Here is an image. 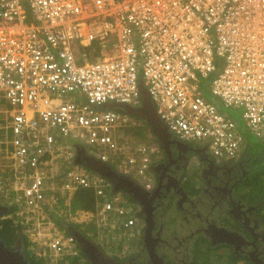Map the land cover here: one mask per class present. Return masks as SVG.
I'll return each mask as SVG.
<instances>
[{
  "label": "built area",
  "instance_id": "built-area-1",
  "mask_svg": "<svg viewBox=\"0 0 264 264\" xmlns=\"http://www.w3.org/2000/svg\"><path fill=\"white\" fill-rule=\"evenodd\" d=\"M211 74L240 119L206 96L200 75ZM142 82L172 134L241 156L246 131L264 136V0H0V206L51 264L78 253L62 217L113 250L141 235L111 179L73 163L70 138L150 182L156 148L121 138L138 123L109 106L142 107ZM80 188L94 190L93 210L73 207Z\"/></svg>",
  "mask_w": 264,
  "mask_h": 264
},
{
  "label": "flooded vegetation",
  "instance_id": "flooded-vegetation-1",
  "mask_svg": "<svg viewBox=\"0 0 264 264\" xmlns=\"http://www.w3.org/2000/svg\"><path fill=\"white\" fill-rule=\"evenodd\" d=\"M174 137L180 141L172 154L164 145L156 149L150 182L113 180L142 224L138 239L117 256L88 236L92 242H78L77 264H155L150 249L164 264H264V199H251L246 184L259 164L250 166L247 154L217 159L194 141ZM3 217L14 215L0 208ZM24 238L19 233L8 245L0 234L1 243L29 261Z\"/></svg>",
  "mask_w": 264,
  "mask_h": 264
},
{
  "label": "water",
  "instance_id": "water-1",
  "mask_svg": "<svg viewBox=\"0 0 264 264\" xmlns=\"http://www.w3.org/2000/svg\"><path fill=\"white\" fill-rule=\"evenodd\" d=\"M142 85V93H143V105L140 108H133L130 107V105H127L125 103H110V107H122L129 113L136 115L138 117H142L148 121V123L151 125L153 131L159 136V139L165 142V149L169 154H172L171 145L174 143H178L176 139L173 138L172 132L168 129V127L163 123L161 118L158 116L156 109L153 105L152 98L148 92V90L144 87L143 82ZM97 171H101L99 169H96ZM103 175L108 177L109 179H112V176H116L117 179L121 176L113 172V170H109L108 172H101ZM113 182V179L111 180ZM133 185V181L130 179ZM135 190V189H134ZM118 191L116 188H114V192ZM2 207V206H0ZM72 234L76 237L77 241L79 243L81 242H92L91 240L83 231L80 229H76L72 232ZM150 254L152 258L154 259L155 264H164L161 257L152 249H150ZM0 264H30L29 261H27L24 258V255L20 253L18 250L8 248L4 243L0 242Z\"/></svg>",
  "mask_w": 264,
  "mask_h": 264
},
{
  "label": "trees",
  "instance_id": "trees-1",
  "mask_svg": "<svg viewBox=\"0 0 264 264\" xmlns=\"http://www.w3.org/2000/svg\"><path fill=\"white\" fill-rule=\"evenodd\" d=\"M246 184H248L251 187V192H250L251 199L253 200L264 199V167H261L259 171L252 174L250 179L246 180ZM96 200L97 198L92 188H80L74 194L72 205L74 208H83V209L93 210L96 205ZM57 222L60 226H62L63 228H66V232L68 233V235L78 245V241L76 237L72 234L73 231H70V229H68V226L62 223L61 219H57ZM6 224L7 225L0 228V234L6 240L7 244L11 245L16 241V238L18 237L21 231V228H20V225L16 223L15 217L7 219ZM74 225L76 229H80L81 227L80 224H74ZM8 226L12 228L10 232H9ZM94 228L95 227L92 226V227H89L88 229L94 230ZM84 229H80V230L86 233L87 229L86 228ZM24 237H25L24 238L25 249H26L30 264L48 263L49 261L48 258L42 257L38 255L37 253L30 251L28 249V239H27L28 237L26 235H24ZM78 262H79V258L77 256L72 257L71 264H77Z\"/></svg>",
  "mask_w": 264,
  "mask_h": 264
},
{
  "label": "rangeland",
  "instance_id": "rangeland-1",
  "mask_svg": "<svg viewBox=\"0 0 264 264\" xmlns=\"http://www.w3.org/2000/svg\"><path fill=\"white\" fill-rule=\"evenodd\" d=\"M220 68H222V66ZM213 76H214V74H211L208 77H204V76L200 75L201 80H202V84H203V88H204V92H205L206 96L210 100H213L216 103H218L224 109V112H226L227 114H230L231 116L235 117L236 119H240L242 117V109H240V108H225L223 103L220 101V99L211 92V83H212ZM137 119L140 120L139 117ZM122 129H124V131L126 133H128L130 136L131 135H135L139 140H141L143 142H147L148 144L149 143L150 144H157L155 142V139H153L152 136L149 133L153 129H152L151 125L147 121L146 122L144 121L143 123H141L140 126L136 125V126H133V127H124ZM150 138H151V141H149ZM261 139L264 140V136L261 138V137H257L255 135H251L250 134L249 149L251 150V153H252L250 164L254 165V164H260L261 163L262 164L261 167H264L263 166L264 165V146H261ZM70 142L73 143V144H78L79 140L76 137H71L70 138ZM251 175H250V177H251ZM250 177L248 179H250ZM14 217H15L16 223H17V218H16V216H14ZM6 221H7V219L5 217H3L0 220V228L5 226V225H7ZM8 228H9V232H10L12 228L10 226H8ZM80 229H84V228L81 226ZM20 233L22 235H24L23 229H21ZM29 244H31V243L29 242V239H28V249L30 251L34 252L35 249H32L29 246ZM104 247L112 255H117V256L118 255H121V256L124 255V252L122 251L121 247L120 248H118V247L114 248V250L111 249L110 246L109 247L108 246H102V248H104ZM71 259L72 258H70V261H71ZM44 264H51V262L49 260L48 263H44Z\"/></svg>",
  "mask_w": 264,
  "mask_h": 264
},
{
  "label": "crops",
  "instance_id": "crops-1",
  "mask_svg": "<svg viewBox=\"0 0 264 264\" xmlns=\"http://www.w3.org/2000/svg\"><path fill=\"white\" fill-rule=\"evenodd\" d=\"M128 105V104H127ZM132 107V106H130ZM111 108H114V107H111ZM135 108V107H133ZM121 112H128L126 111L124 108L122 107H117L115 108ZM129 113V112H128ZM140 119V118H139ZM141 120V119H140ZM146 120V119H144ZM142 122V121H141ZM133 126H136V125H129L127 127H133ZM247 130V129H246ZM150 135L152 136L153 139H155V142H158L157 144H150L151 146H154L156 149L160 147V145H164V148H165V142L162 141L161 139H159V136L152 130L151 132H149ZM246 134H247V139H248V143H247V147L245 149V151L241 154H247L249 157H251L252 153H251V150L249 149V145H250V134L251 135H254L253 133H251L250 131H246ZM123 136H127V137H130V138H137L135 135H129L128 133H126L124 131V129H120V137L122 138ZM173 138L176 139V137H174V134H173ZM262 138V137H261ZM157 140V141H156ZM178 140V139H176ZM149 141H151V138L149 139ZM180 141V140H178ZM186 141V140H185ZM183 142V141H181ZM189 142V141H188ZM193 142V141H192ZM184 143V142H183ZM174 144H177V143H174ZM194 144L196 147H199L200 150L202 151H210L209 147L207 146V144L205 143H200V142H197V141H194ZM261 146H264V140L261 139ZM78 149H77V153L76 154V158L74 159L73 163L74 164H78V165H81L82 167H84L85 169L87 170H91V171H97L96 169H99L101 171H97V172H108L110 169L113 170V172H115L116 174L120 175V176H127L129 178H131L132 181H135V180H140V181H143L142 179H139V177L134 174V173H125L124 171H121L119 170V168L116 166V164H112L110 162H104V161H101L97 156L93 155L90 150H87L86 146L82 143H78L77 145ZM173 148L175 149V147H173V144L171 145V149L173 150ZM166 150V149H165ZM167 151V150H166ZM211 152V151H210ZM213 155V154H212ZM240 157V156H239ZM230 158L226 159L225 160H229ZM232 159V158H231ZM223 160V159H222ZM257 165V164H254L253 167ZM261 163L258 165L259 168H261ZM252 166V164L250 165ZM264 166V165H263ZM252 167V168H253ZM102 174V173H101ZM112 179L113 180H117V177L116 176H112ZM111 179V180H112ZM0 208H4V211L9 210L10 208L9 207H0ZM61 221L62 223L66 226H68L69 228H76L74 224H80L82 227L85 228V226L79 222H73V221H70L69 219H66L64 217L61 218ZM68 228V229H69ZM67 229V230H68ZM72 231V230H70ZM24 235H26L24 233ZM27 236V235H26ZM28 237V236H27ZM28 239V238H27Z\"/></svg>",
  "mask_w": 264,
  "mask_h": 264
},
{
  "label": "clouds",
  "instance_id": "clouds-1",
  "mask_svg": "<svg viewBox=\"0 0 264 264\" xmlns=\"http://www.w3.org/2000/svg\"><path fill=\"white\" fill-rule=\"evenodd\" d=\"M135 116V121H136V123H138L137 125H141V123H143L144 121L146 122L147 120H144V118H142V117H139L141 120H138L137 118H138V116H136V115H134ZM142 121V122H141ZM148 122V121H147ZM86 234V233H85ZM87 235V234H86ZM87 236H89V235H87Z\"/></svg>",
  "mask_w": 264,
  "mask_h": 264
}]
</instances>
